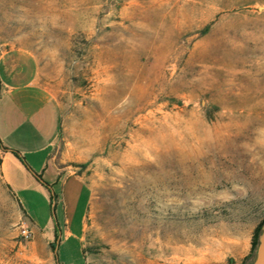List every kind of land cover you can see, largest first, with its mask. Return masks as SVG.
I'll return each instance as SVG.
<instances>
[{"label":"rangeland","instance_id":"obj_1","mask_svg":"<svg viewBox=\"0 0 264 264\" xmlns=\"http://www.w3.org/2000/svg\"><path fill=\"white\" fill-rule=\"evenodd\" d=\"M6 50L0 137L19 155L8 183L0 170V264L248 263L264 216V0H0ZM30 56L60 105L42 174L55 205L28 185L58 129L27 85ZM84 209L82 252L57 243Z\"/></svg>","mask_w":264,"mask_h":264},{"label":"crops","instance_id":"obj_2","mask_svg":"<svg viewBox=\"0 0 264 264\" xmlns=\"http://www.w3.org/2000/svg\"><path fill=\"white\" fill-rule=\"evenodd\" d=\"M8 54V50L2 52L0 54V60L4 59L5 56ZM31 57V56H30ZM31 59L34 62V75L32 77V79L27 83V85L29 87H34L37 90L43 92L45 95L48 96L49 98V102L51 103L52 107L54 109H56L57 114H56V121L58 123V129L54 128V130L52 131L51 135L49 136V139H47L43 145L41 147H39L37 149V152H43L44 155L42 156V159L37 160V159H33V168L34 170H36L31 177L28 178V185L30 186L31 189L39 192L44 198H47L49 202H51V204L53 203L55 205V201H52V198L55 197V199L57 198L56 195L53 192V189L51 187L52 183H46L43 179H42V174L43 171L46 169V167L48 166V163H50L49 160V153H50V148L53 145L58 132H59V126H60V120H59V116H60V105L57 102V100L54 98V96L48 91V89L46 87H44L43 85H41L38 80H37V73H38V68H37V63L35 62V60L31 57ZM4 87H5V91L4 94L8 93V88H10V86H8V79L4 80ZM14 149L8 147V142L4 140V137H0V170L4 176V179L6 180V182L8 183V162L11 161L12 159V155L16 154L19 155V152L16 151L14 153ZM22 154H28L31 153L30 150L27 151H21ZM20 153V154H21ZM72 177L77 183L81 184L83 187L82 189L79 191V198L82 197V193L83 191H87V199L85 201V206L88 202V187L85 184V182L79 177V176H69ZM12 187V186H11ZM12 189L14 190V192L17 195V185H15V187H12ZM51 189V190H50ZM85 209L83 210L81 216H80V220H79V232L75 233L72 232L71 230V225H72V219L71 218H65L64 220V224L63 226H60V230H59V236L57 237V243H64L65 241L69 240L70 238H75L79 245H80V250L82 252V248H81V242H80V237H81V233L82 230L84 228V215H85ZM55 216V219H54ZM52 223H54V225L58 222L56 220V215L53 214V222L52 219H49L47 221V224L50 226L52 225ZM58 226V225H57ZM60 239V241H59Z\"/></svg>","mask_w":264,"mask_h":264},{"label":"water","instance_id":"obj_3","mask_svg":"<svg viewBox=\"0 0 264 264\" xmlns=\"http://www.w3.org/2000/svg\"><path fill=\"white\" fill-rule=\"evenodd\" d=\"M52 205L54 204L52 203ZM248 264H264V221L262 222L260 227L254 254L248 261Z\"/></svg>","mask_w":264,"mask_h":264},{"label":"trees","instance_id":"obj_4","mask_svg":"<svg viewBox=\"0 0 264 264\" xmlns=\"http://www.w3.org/2000/svg\"><path fill=\"white\" fill-rule=\"evenodd\" d=\"M16 151H14V153H15ZM264 221V216L262 217V219H261V221L259 222V224L257 225V227H256V230H255V232H254V235H253V238H252V247H251V253H253V251H254V249H255V247H256V244H257V237H258V234H259V232H260V227H261V224H262V222ZM57 223L55 224V228H57ZM55 235V239L57 240V237H58V235H57V233H55L54 234ZM248 264V263H247Z\"/></svg>","mask_w":264,"mask_h":264},{"label":"built area","instance_id":"obj_5","mask_svg":"<svg viewBox=\"0 0 264 264\" xmlns=\"http://www.w3.org/2000/svg\"><path fill=\"white\" fill-rule=\"evenodd\" d=\"M21 233L26 239L30 238L32 235L31 231L27 227H24V226L22 227Z\"/></svg>","mask_w":264,"mask_h":264},{"label":"bare ground","instance_id":"obj_6","mask_svg":"<svg viewBox=\"0 0 264 264\" xmlns=\"http://www.w3.org/2000/svg\"><path fill=\"white\" fill-rule=\"evenodd\" d=\"M261 164H262V163H261ZM263 167H264V166H263ZM259 169H260V168H259ZM259 169H258V170H259ZM256 170H257V169H256ZM254 173H255V172H254ZM263 173H264V172H263ZM250 174H252V173H250ZM255 174H257V173H255ZM252 176H253V175H252ZM254 176H255V175H254ZM261 176H262V175H261ZM260 178H261V177H260Z\"/></svg>","mask_w":264,"mask_h":264}]
</instances>
